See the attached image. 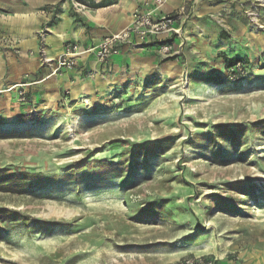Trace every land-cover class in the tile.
<instances>
[{
  "label": "rangeland",
  "instance_id": "374dc122",
  "mask_svg": "<svg viewBox=\"0 0 264 264\" xmlns=\"http://www.w3.org/2000/svg\"><path fill=\"white\" fill-rule=\"evenodd\" d=\"M185 48L106 90L0 103V264L264 248V52L237 77L221 53L189 60Z\"/></svg>",
  "mask_w": 264,
  "mask_h": 264
},
{
  "label": "crops",
  "instance_id": "0c3cea01",
  "mask_svg": "<svg viewBox=\"0 0 264 264\" xmlns=\"http://www.w3.org/2000/svg\"><path fill=\"white\" fill-rule=\"evenodd\" d=\"M153 1L0 0V103L9 105L20 89H25L29 102L54 103L66 89L72 94L106 90L129 72L132 75L142 67L160 66L157 44H135L122 46L107 62H100L93 53L80 54L74 68L52 74L66 46L84 49L99 44L127 26L135 10L154 7ZM259 1L166 0L158 13H174L187 6L190 18L183 25L186 48L181 57L198 60L199 55L221 53L222 58L254 61L264 52V29L255 31L244 11ZM218 13L224 27L213 15ZM260 21L264 24V7ZM45 57L49 61L45 62ZM251 250L215 260V264H264V248Z\"/></svg>",
  "mask_w": 264,
  "mask_h": 264
},
{
  "label": "built area",
  "instance_id": "2783aa9c",
  "mask_svg": "<svg viewBox=\"0 0 264 264\" xmlns=\"http://www.w3.org/2000/svg\"><path fill=\"white\" fill-rule=\"evenodd\" d=\"M153 2L154 7L148 10H135L127 26L107 35L99 44L84 49L75 44L66 46L63 53L56 59V66L52 70V74L74 68L76 56L83 53H93L100 62H107L119 54L124 45L157 44L158 51L163 58L179 54L180 47L184 43L183 25L190 18L187 6H181L174 13L162 12L159 14L158 11L166 3V0H154ZM262 7H264L262 0L245 7L244 12L255 31L264 29V24L260 21ZM44 61L47 62L49 59L45 57ZM245 69V64L238 62L235 66L228 68V71L239 77L245 74ZM19 98L23 101L27 99L25 89L19 90ZM173 264H215V259L196 256L177 260Z\"/></svg>",
  "mask_w": 264,
  "mask_h": 264
},
{
  "label": "trees",
  "instance_id": "16d2710c",
  "mask_svg": "<svg viewBox=\"0 0 264 264\" xmlns=\"http://www.w3.org/2000/svg\"><path fill=\"white\" fill-rule=\"evenodd\" d=\"M223 60L225 62V66H227L228 68L235 66L238 62H242L243 64H245V67H247L246 63L243 62V58L240 57L229 58L226 55H224ZM239 77H243V76H239ZM263 133H264V124H263ZM218 135L226 138L228 141H231L234 145L239 143L238 141L239 133L235 128L231 126H224V127L221 126L220 128H218Z\"/></svg>",
  "mask_w": 264,
  "mask_h": 264
},
{
  "label": "water",
  "instance_id": "95a60500",
  "mask_svg": "<svg viewBox=\"0 0 264 264\" xmlns=\"http://www.w3.org/2000/svg\"><path fill=\"white\" fill-rule=\"evenodd\" d=\"M194 2H198V0H194Z\"/></svg>",
  "mask_w": 264,
  "mask_h": 264
},
{
  "label": "bare ground",
  "instance_id": "6f19581e",
  "mask_svg": "<svg viewBox=\"0 0 264 264\" xmlns=\"http://www.w3.org/2000/svg\"><path fill=\"white\" fill-rule=\"evenodd\" d=\"M264 1V0H263Z\"/></svg>",
  "mask_w": 264,
  "mask_h": 264
}]
</instances>
